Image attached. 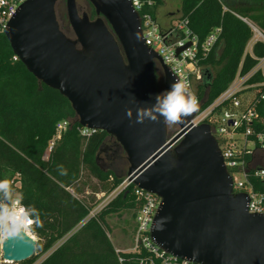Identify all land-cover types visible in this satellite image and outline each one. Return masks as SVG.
Masks as SVG:
<instances>
[{
    "label": "water",
    "instance_id": "water-1",
    "mask_svg": "<svg viewBox=\"0 0 264 264\" xmlns=\"http://www.w3.org/2000/svg\"><path fill=\"white\" fill-rule=\"evenodd\" d=\"M58 1L24 2L5 35L28 70L68 98L81 126L116 138L130 163L129 180L161 197L152 227L156 243L197 264H264V213L249 212V196L233 192L210 125L195 127V112L169 137L159 113L157 121L137 122V109L157 102L158 62L164 93L176 78L145 44L131 1L89 0L97 14L91 19L77 0H65L75 38L61 29ZM36 244L29 233L9 240L2 257L7 264L24 262Z\"/></svg>",
    "mask_w": 264,
    "mask_h": 264
},
{
    "label": "trees",
    "instance_id": "trees-1",
    "mask_svg": "<svg viewBox=\"0 0 264 264\" xmlns=\"http://www.w3.org/2000/svg\"><path fill=\"white\" fill-rule=\"evenodd\" d=\"M155 2L149 11L156 16L162 0ZM59 7L64 9V0L58 1L57 10ZM181 11L179 18H189L200 42L217 27L222 29L200 62L203 79L197 83V90L206 106L228 87L241 65L245 73L256 63L246 53L254 33L241 17L249 18L264 31V0H183ZM252 53L263 57L264 42H256ZM14 56L7 36L0 32V180L12 181V198L34 206L43 225L33 226L32 234L38 238L35 255L14 264H33L43 255L40 264L139 263L141 255L117 252L109 236L110 216L132 212L136 218L133 187L100 209L95 197L85 194L86 186L94 182L96 193L109 195L127 178L99 162V154L111 136L102 130L83 135L68 98L40 82ZM61 120H69L70 125L47 154ZM114 146L112 151L124 153L120 144ZM253 183L264 192V182L255 179ZM0 200L10 202L3 193ZM1 257L0 245V264Z\"/></svg>",
    "mask_w": 264,
    "mask_h": 264
},
{
    "label": "built area",
    "instance_id": "built-area-1",
    "mask_svg": "<svg viewBox=\"0 0 264 264\" xmlns=\"http://www.w3.org/2000/svg\"><path fill=\"white\" fill-rule=\"evenodd\" d=\"M26 1L28 0H0V32L5 33L11 17ZM130 1L138 14L145 44L162 57L176 80L187 79L198 97L199 107L191 122L195 127L210 125V131L218 141L224 166L232 177L233 192L249 196V212L264 213V192L257 190L253 183L255 179L264 182V163L256 160L258 154L264 153V56L255 57L252 53L256 42H264V31L249 18L241 17L254 33L246 53L254 57L256 63L245 73L242 72L241 65L228 87L203 106L205 98L201 100L197 90V83L203 79L200 62L218 40L221 27L214 29L204 42H200L188 17L178 18L170 25L161 27L157 17L149 11L156 4L155 0ZM180 48L184 49L178 52ZM14 58L18 59L16 55ZM69 125V120L57 123L47 154ZM80 131L83 135H89L96 130L81 126ZM131 186L137 210L130 251L141 255L138 264H197L190 259L179 258L156 243L152 227L162 199L159 195L140 188L128 177L109 195L103 193L104 200L98 208L105 206ZM120 251L122 250L117 249V252ZM44 257L43 255L33 264H40ZM1 259L2 264H7L3 257Z\"/></svg>",
    "mask_w": 264,
    "mask_h": 264
},
{
    "label": "clouds",
    "instance_id": "clouds-1",
    "mask_svg": "<svg viewBox=\"0 0 264 264\" xmlns=\"http://www.w3.org/2000/svg\"><path fill=\"white\" fill-rule=\"evenodd\" d=\"M156 104L152 108H138L137 122L142 123L145 118L157 121L154 113H159L167 125L182 124L184 120L195 113L199 107V100L187 79H177L171 85V90L156 97ZM128 117L132 115L127 110ZM12 181L0 180V193L9 203L0 201V245L5 242L27 237L34 227H42L40 213L34 206H25L18 199L12 198Z\"/></svg>",
    "mask_w": 264,
    "mask_h": 264
},
{
    "label": "rangeland",
    "instance_id": "rangeland-1",
    "mask_svg": "<svg viewBox=\"0 0 264 264\" xmlns=\"http://www.w3.org/2000/svg\"><path fill=\"white\" fill-rule=\"evenodd\" d=\"M182 3L183 0H162V3L158 6L156 11V16L159 24L161 27H165L172 22H175L178 19V16L182 14ZM78 8L81 14L84 11L90 15L92 11V4L89 3L88 0H77ZM63 7V4H62ZM179 12L176 14L177 16H173L174 13ZM58 20L63 32L70 38H75V34L71 28V25L68 20L67 16V9H66V1L64 0V9L59 7L57 10ZM160 70V93H164V75L162 69L158 67ZM179 130V126L176 125H167V134L168 136L174 135ZM118 142L116 138L109 137L107 139L106 144L102 148L99 154V162L101 166L105 169H113L119 176L127 177L128 170L130 167L129 160L127 155L124 151L122 154L116 153L112 151ZM119 144V143H118ZM261 160L264 163V156L263 154H258L256 160ZM96 182V181H95ZM96 183L93 182V185L86 186V196L90 198L95 197V202H97V208L101 205L104 200L103 192H95V188H93ZM103 196V197H102ZM109 222L112 226V232L109 233L112 241L114 242L117 249L122 251L131 252L130 249L132 248V239H133V231L135 225V218L132 212H126L122 215H112L109 217ZM32 233V232H31ZM38 239L35 234H33ZM9 264V263H8Z\"/></svg>",
    "mask_w": 264,
    "mask_h": 264
},
{
    "label": "flooded vegetation",
    "instance_id": "flooded-vegetation-1",
    "mask_svg": "<svg viewBox=\"0 0 264 264\" xmlns=\"http://www.w3.org/2000/svg\"><path fill=\"white\" fill-rule=\"evenodd\" d=\"M89 1V0H88ZM89 3H90V1H89ZM91 4V3H90ZM92 6V11L90 12V15H89V17L91 18V19H95V18H97V14H96V11H95V14H93V11H94V7H93V5H91ZM157 69H156V77H157V88H158V92L160 93V70H159V68L158 67H160V69H161V66L159 65V63L157 64Z\"/></svg>",
    "mask_w": 264,
    "mask_h": 264
},
{
    "label": "crops",
    "instance_id": "crops-1",
    "mask_svg": "<svg viewBox=\"0 0 264 264\" xmlns=\"http://www.w3.org/2000/svg\"><path fill=\"white\" fill-rule=\"evenodd\" d=\"M178 13H179V12L174 13L173 16L176 17V16H177L176 14H178ZM156 17H157V16H156ZM179 17H180V16H178V18H179ZM168 25H170V24H168ZM168 25H167V26H168Z\"/></svg>",
    "mask_w": 264,
    "mask_h": 264
},
{
    "label": "bare ground",
    "instance_id": "bare-ground-1",
    "mask_svg": "<svg viewBox=\"0 0 264 264\" xmlns=\"http://www.w3.org/2000/svg\"><path fill=\"white\" fill-rule=\"evenodd\" d=\"M29 234H31L33 236V234L31 232H29Z\"/></svg>",
    "mask_w": 264,
    "mask_h": 264
}]
</instances>
